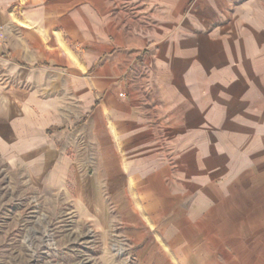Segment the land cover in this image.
<instances>
[{"label": "crops", "instance_id": "obj_1", "mask_svg": "<svg viewBox=\"0 0 264 264\" xmlns=\"http://www.w3.org/2000/svg\"><path fill=\"white\" fill-rule=\"evenodd\" d=\"M12 2L0 1V10ZM127 3L26 0L21 16L12 15L26 37L12 44V84L3 105L15 111L23 103L33 119L47 120L57 136L47 150L62 153L66 174L85 166L96 209L112 208L118 220L140 230L138 244L149 235L165 263L264 264V119L248 132L242 158L229 160L228 169H220L226 160L217 158L218 171L211 174L209 115L223 118L224 109L210 111L206 98L196 114L201 153L194 165L193 84L177 75L176 66L168 85L151 74L160 65L144 58L149 47L158 52L156 37L135 23L136 9L131 16L122 11ZM262 55L250 57L255 80L264 69ZM147 108L157 109L161 142L143 113ZM220 126L212 125L211 133L219 134ZM177 134L185 136L178 145ZM158 148L185 152L178 163L177 155L162 161L153 154Z\"/></svg>", "mask_w": 264, "mask_h": 264}, {"label": "rangeland", "instance_id": "obj_2", "mask_svg": "<svg viewBox=\"0 0 264 264\" xmlns=\"http://www.w3.org/2000/svg\"><path fill=\"white\" fill-rule=\"evenodd\" d=\"M122 1L128 2L122 11L131 16L136 9L139 16L135 23L146 35L156 37L158 52L153 54L149 47L144 58L145 64L160 65L151 74L164 85L176 66L181 70L177 75L193 84L194 165H200L201 153L197 111L200 114L206 98L210 111L217 106L224 109L223 118L209 115V168L215 175L217 158H221L226 167H218L228 169L229 160L245 154L248 132L255 126L259 130L264 119V69L257 71L256 80L249 70L250 57L264 54V0ZM24 2L13 0L12 6L0 10V114L4 110L0 118V264H168L161 260L160 250L148 242L149 235L141 236L144 243L138 244L140 230L118 220L112 208L96 209L85 166L74 171L70 168L66 174L64 161L59 160L62 153L47 150L48 140L57 139L54 127H45L47 120H40L38 114V120L33 119L23 103L15 111L3 105L12 84V44L19 45L26 37L14 28L19 23L12 21V15L21 16ZM223 63L224 75L219 70ZM234 96L240 97V102ZM143 113L161 142L157 109L147 108ZM220 123L219 134L211 133L212 125L219 127ZM176 138L178 145L185 136L177 134ZM184 152L177 149L169 155L158 148L153 154L162 161L177 155L178 163ZM176 232H172L174 238ZM196 255L194 252L192 259L196 260Z\"/></svg>", "mask_w": 264, "mask_h": 264}]
</instances>
